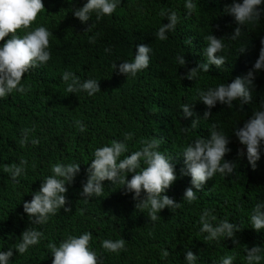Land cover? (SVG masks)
Segmentation results:
<instances>
[{"label":"trees","instance_id":"16d2710c","mask_svg":"<svg viewBox=\"0 0 264 264\" xmlns=\"http://www.w3.org/2000/svg\"><path fill=\"white\" fill-rule=\"evenodd\" d=\"M43 2L45 10L32 28L45 26L52 32L51 59L25 75L22 82L30 87L27 94L13 93L0 98V251L14 249L28 227L23 203L30 202L41 183L52 175L51 166L75 163L81 165L80 172L66 186L70 202L67 206L72 212L58 210L47 224L36 225L46 238L23 256L14 254L11 264H52L47 244L59 245L68 235L85 231L92 233L91 247L102 264H186L185 250L197 255L195 264H221V258L227 255L234 256L233 264H246L245 246H264V230L257 232L250 223L252 207L264 202V142L261 158L253 170L246 146L232 130L252 118L255 108L264 101V69L255 73L254 87L250 89L252 103L244 105L243 111L218 102L211 109L213 116L209 120L201 118L195 129L185 133L183 129L191 125L195 116L182 118V105L195 103L193 111L202 117L207 107L199 102L197 87L207 89L231 83L253 68L264 48V15L259 25L243 26L239 40L225 39L226 70L212 65L209 73L200 72L197 81H190L180 80L179 76L187 75L199 62H206L203 38L210 34L231 37L240 27L233 16L224 13L225 5L232 0H194L198 7L191 16L186 14V0H118L110 17L97 21L93 15L89 23L94 27L87 34V25L72 13L86 0ZM163 9L175 11L179 23L174 32L166 33L167 40L160 41L153 34L169 23L160 15ZM90 36H97L95 43H89ZM189 39L190 45L186 43ZM140 44L152 48L149 67L127 79L119 74V63L132 61ZM241 46L247 47L246 52L239 53ZM107 48L111 50L106 52ZM177 55L184 56L186 66L176 61ZM113 63L118 64L116 71ZM65 71L74 73L81 83L87 79L100 81L101 91L93 96L84 91L68 93L62 80ZM76 121L84 124V132L78 130ZM213 123L229 135L231 151L225 160L235 161L238 168L231 176L216 174L189 204L183 201V195L191 186V177L181 174L185 164L180 154L195 139L208 138ZM24 128L35 131L30 133L29 142L21 146ZM126 132L133 134L127 141L126 154L139 150L142 141L155 137L163 140L160 150L173 157L176 166L177 180L165 194L181 203V207L164 209L155 223L148 220L146 210H136L134 193L125 194L124 185L105 181L102 196H80L95 149L112 140H122ZM34 138L40 140L38 145L31 144ZM241 149L245 152L243 158L238 157ZM21 158L28 164L25 174L18 177L19 183H14L4 165L18 163ZM204 209L216 217L213 223L227 219L239 224L241 232L236 235L240 245L225 238L219 242L205 240L207 233L200 231ZM119 238L126 240L125 250L111 253L102 249L103 240ZM164 251L169 252L168 257L162 256Z\"/></svg>","mask_w":264,"mask_h":264},{"label":"clouds","instance_id":"9594fccd","mask_svg":"<svg viewBox=\"0 0 264 264\" xmlns=\"http://www.w3.org/2000/svg\"><path fill=\"white\" fill-rule=\"evenodd\" d=\"M220 0H217L219 3ZM264 0H232L226 4L224 13L234 17L235 22L240 27L235 29L231 37L217 38L210 34L204 37L205 47L203 56L206 62H199L198 66L188 70L187 75L179 76L180 80L197 81L200 72L209 73L210 66L226 70L228 62L223 54L226 48L225 39L237 41L244 33L243 26H256L260 24L261 16L264 15V8L261 5ZM118 7V0H86L82 7H75L73 15L82 24L87 25L85 34L92 31L94 24L93 15L97 21L105 16H111ZM187 16H191L197 10V3L194 0H186L184 5ZM45 10L43 0H0V98L19 93L27 94L30 87L22 81L27 73L42 65H46L51 59L50 37L52 32L45 26L32 28L38 15ZM161 16H165L169 21L163 24L153 34L156 40L165 41L168 39L166 33L174 32L179 17L175 11L163 9ZM99 34L97 33V36ZM5 40L6 37H9ZM97 36H90L89 43H95ZM191 44V40L186 41ZM111 49H105L109 52ZM247 47L241 46L239 53L246 52ZM152 48L145 44L137 46V52L132 61H124L118 64L113 63L112 68L127 79L134 78L139 72L145 70L150 64V53ZM176 61L186 66L184 56L177 55ZM264 69V48L261 49L259 58L252 69L246 74L236 77L231 83H221L216 87L207 89L196 88L199 102H202L207 110L203 116L194 113L195 103H185L182 105V118L188 119L195 116L190 126H185V133L195 129L201 118L209 120L213 114L211 109L219 102L231 109L234 105L240 110H244V105L252 103L250 89L254 87L255 73ZM62 80L66 84L68 93L79 91L86 92L93 96L100 92V81L87 79L81 83L80 79L72 72L65 71ZM78 130L84 132L85 126L80 121L75 122ZM34 128H24L21 132L20 144L26 145L29 142L30 133ZM210 136H203L188 144L180 155L183 156L185 167L181 169V174L191 177V186L186 188L183 201L189 204L197 199L196 193L201 191L205 184L216 174L231 176L236 174L238 164L235 161L225 160V156L231 151L228 147L230 143L227 135L219 125L213 123L208 130ZM232 133L239 142L246 146V156L248 163L255 170L257 162L260 160V150L264 142V101L255 108L252 118L246 120L243 126H237ZM132 133H124L122 140H112L109 144L96 148L94 159L87 169V179L82 182L80 196L90 199L93 196L100 197L104 192V182L110 181L113 185H124L125 194L134 193L135 208L137 211H147V218L155 223L164 209L174 210L181 207L165 193L177 180L176 166L173 157H169L160 150L162 139L151 138L142 141L139 150L130 154L127 141L132 139ZM39 139H32V145H38ZM245 156L244 149L238 153L239 158ZM28 161L21 158L18 163L4 165V171L9 174L14 183H19L18 177L25 174ZM80 164L69 163L64 165L56 163L51 166L52 175L46 177L41 183L38 191L32 195L30 202L23 203L24 212L28 216V227L21 233L19 241L13 248L0 251V264H11L14 254L23 256L30 248L40 244L45 239L43 231L38 230L36 225L43 226L48 223L51 216H55L58 210L71 213L72 208L67 198L68 187L71 185L80 172ZM131 174V179H128ZM67 182V183H66ZM216 217L210 210L204 209L200 216L202 225L200 231L207 233L205 240L209 242H219L221 238L232 240L235 245H240L237 233L241 232L239 224L231 223L227 219L219 223H213ZM250 223L257 232L264 230V202H257L251 209ZM31 225V226H30ZM93 239L92 233L85 231L80 235H68L59 245L49 242L47 248L50 249L52 264H102L100 256L91 247ZM101 247L105 252L119 253L126 249V240L105 239L101 242ZM163 257H168L169 252L164 251ZM186 264H195L197 255L191 250H185ZM264 260V246L260 244L251 247L245 246L246 264H261ZM234 256L227 255L221 258V264H233Z\"/></svg>","mask_w":264,"mask_h":264}]
</instances>
